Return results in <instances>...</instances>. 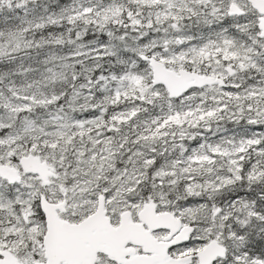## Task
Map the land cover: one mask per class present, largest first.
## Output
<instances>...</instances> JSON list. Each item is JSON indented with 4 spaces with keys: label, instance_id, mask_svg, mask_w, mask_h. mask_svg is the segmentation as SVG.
<instances>
[{
    "label": "snow or ice",
    "instance_id": "obj_1",
    "mask_svg": "<svg viewBox=\"0 0 264 264\" xmlns=\"http://www.w3.org/2000/svg\"><path fill=\"white\" fill-rule=\"evenodd\" d=\"M0 264H264V0H0Z\"/></svg>",
    "mask_w": 264,
    "mask_h": 264
}]
</instances>
